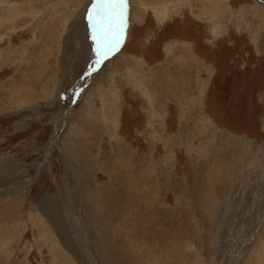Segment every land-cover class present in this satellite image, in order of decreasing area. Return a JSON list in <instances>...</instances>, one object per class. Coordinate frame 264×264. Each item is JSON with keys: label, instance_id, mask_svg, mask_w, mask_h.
<instances>
[{"label": "rangeland", "instance_id": "rangeland-1", "mask_svg": "<svg viewBox=\"0 0 264 264\" xmlns=\"http://www.w3.org/2000/svg\"><path fill=\"white\" fill-rule=\"evenodd\" d=\"M126 3L0 0V264H264V0Z\"/></svg>", "mask_w": 264, "mask_h": 264}, {"label": "bare ground", "instance_id": "bare-ground-1", "mask_svg": "<svg viewBox=\"0 0 264 264\" xmlns=\"http://www.w3.org/2000/svg\"><path fill=\"white\" fill-rule=\"evenodd\" d=\"M126 4H127V3H126ZM126 9H127V8H126ZM123 11H124V10H123ZM127 20H128V19H127L126 13H124V14H123L122 27H125V29H128V24L126 25V23H127L126 21H127ZM119 26H120V25H119ZM122 27H121V28H122ZM121 28H120V29H121ZM117 30H119V29H117ZM123 30H124V29H123ZM107 50H108V48L106 49V48L104 47V49H102V54H101V56H103V55L106 53ZM61 120H62V119H61ZM62 127H63V123H62L61 121L58 122V127H57V130H56L57 133L54 134V137H55V138H53L52 142L48 145V147H49L48 150H49V151H50V150H51V151L53 150L52 148H53V145H54V141H55L56 138L58 137L59 130H61ZM55 144H56V143H55ZM136 170H137V169H136ZM141 180H143V179H141ZM144 180H146V179H144ZM133 182H134V181H133ZM134 183H135V184H134ZM134 183H132L130 186L128 185L127 188L132 189L134 185H135L134 187H136V188H133V190L135 191V194H137V195L134 197V198H136L135 201H134V200H133V201H134V203L136 202V205H137V204H138L139 206L141 205L142 208H144V209H141V208H140V209H141V210H140V209L138 208L139 206L137 205V206H138V207H137V210H138V209L140 210V214H141L142 212H144V211H145V212H147V211H151L150 209H153L154 207H153V208L151 207L150 209H148V206H149V205H148L147 207H144V205L141 204V203L144 202V200H143V202L140 200V198L143 197V196L140 195L141 193H143L142 188H141V186L139 185L140 183H139V184H138L137 182H134ZM144 183H145V181H144ZM141 185H142V184H141ZM142 186H143V185H142ZM146 188H147V187H146ZM129 191H131V190H129ZM144 191H145V190H144ZM132 193H133V192H132ZM144 193H145V192H144ZM132 195L134 196V193H133ZM144 198H145V197H144ZM149 200H150V199H149ZM200 200H201V199H200ZM156 201H157V200H156ZM92 202H93V201H92ZM147 203H148V202H147ZM143 204H145V203H143ZM148 204H149V203H148ZM136 205H135V206H136ZM146 205H147V204H146ZM146 205H145V206H146ZM155 205H156V204H155ZM141 206H140V207H141ZM158 207H159V206H158ZM154 209H155V208H154ZM92 210H93V209H92ZM124 210H125V209H124ZM142 210H144V211H142ZM154 211H157V212H159V213H160V212L162 213V212H164V208H161V209H158V208H157V209H155ZM154 211H153V212H154ZM128 212H129V211H128ZM128 212H127V213H128ZM136 212H137V211H136ZM136 212H135V213H136ZM132 213H133V209H132ZM137 213H139V212H137ZM142 214H145V215H144L145 218H143V215H141V218L139 219V221H138L137 219L134 221V220H133L134 218H132V222H135V223L137 222V224L135 225L136 228L143 227V229H144V231H145V233H144V231H143V233L146 234V233H149V232H148V231H149V228H152V226H151L152 223L150 222V221H152V219H151V218L149 219V217L146 216V213H142ZM157 214H158V213H157ZM132 215H133V214H132ZM137 216H138V215H137ZM137 216H136V217H137ZM156 216H157V215H156ZM160 216H161V215H160ZM162 216H163V215H162ZM93 217H94V216H93ZM153 217H154V215H153ZM153 217H152V218H153ZM156 218H157V217H156ZM156 218H155V219H156ZM159 218H163V217H159ZM108 219H109V218H108ZM132 222H131V223H132ZM153 223H154V222H153ZM156 223H157V221H156ZM159 224H160V222H159ZM159 224H158V225H159ZM162 224H163V223H162ZM162 224H161V225H162ZM152 225H153V224H152ZM156 225H157V224H156ZM156 225H155V226H156ZM161 225H160V226H161ZM170 227H171V226H170ZM172 227H173V226H172ZM155 228H156V227H154V229H155ZM162 228H163V227H162ZM156 229L158 230L159 228H156ZM160 230H163V229H160ZM167 230H168V229H167ZM137 231H138V229H137ZM151 231H152V230H151ZM151 231H150V232H151ZM154 232H155V231H154ZM162 233H163V232H162ZM162 233H161V234H162ZM166 233H167V234H166V237H167L168 232H166ZM154 234H155V233H154ZM154 234H152V235L154 236ZM163 234H164V233H163ZM163 234H162V235H163ZM158 235H159V234H158ZM158 235H157V236H158ZM162 235H161V236H162ZM136 236H137V235H136ZM155 237H156V236H155ZM166 237H165V238H166ZM148 238H150V236H148ZM159 238H160V236H159ZM145 239H146V238H145ZM152 240H153V239H152ZM152 240H151V241H152ZM158 240H159V239H158ZM142 241H143V240H142ZM155 241H156V240H155ZM167 241H168V240H167ZM83 242H84V241H83ZM157 242H158V241H157ZM163 242H164V241H163ZM168 242H169V241H168ZM84 243H85V242H84ZM166 243H167V242H166ZM145 245H146V244H145ZM145 245H143V246H145ZM178 245H179V244H178ZM141 246H142V245H141ZM169 246H170V245H169ZM147 247H148V246H147ZM152 247H153V246H152ZM162 247H163V249L166 248V246H165V242H164V244L162 245ZM174 247H175V246H174ZM144 249H145V248H144ZM175 249H176V248H175ZM138 250H139V249H138ZM161 250H162V249H161ZM176 250H177V249H176ZM176 250H175V251H176ZM134 251H135V250H134ZM134 251H133V252H134ZM147 253H148V252H147ZM162 253H163V254L166 253V250H165V252H162ZM162 253H161V255H163ZM167 253H168V252H167ZM168 254H169V253H168ZM164 255H165V254H164ZM161 259L163 260V257H162ZM133 260H134V259H133ZM237 263H238V262H237Z\"/></svg>", "mask_w": 264, "mask_h": 264}, {"label": "snow or ice", "instance_id": "snow-or-ice-1", "mask_svg": "<svg viewBox=\"0 0 264 264\" xmlns=\"http://www.w3.org/2000/svg\"><path fill=\"white\" fill-rule=\"evenodd\" d=\"M126 3V0H97V5L99 6V9L101 12H98V15L103 14L106 12L107 14L111 15L112 19L115 20L117 18L121 21H123V5ZM119 9V11H117ZM96 11V9H94ZM91 20V17H90ZM97 29V34L100 37L101 40L104 39V29L102 25L96 24L95 25Z\"/></svg>", "mask_w": 264, "mask_h": 264}, {"label": "crops", "instance_id": "crops-1", "mask_svg": "<svg viewBox=\"0 0 264 264\" xmlns=\"http://www.w3.org/2000/svg\"><path fill=\"white\" fill-rule=\"evenodd\" d=\"M136 41V42H135ZM135 41H134V43L133 44H135V43H137L136 44V46H134V47H132V48H130L129 50H130V52L132 53V54H135V53H139L138 52V42L139 41H137V39L135 38ZM138 45V46H137ZM137 47V48H136ZM141 52H144V53H148V51L147 50H145V51H141ZM161 74H163V73H161ZM164 75V74H163ZM160 79H162L161 77H160ZM163 81V80H162ZM164 85L166 86V83L164 82Z\"/></svg>", "mask_w": 264, "mask_h": 264}, {"label": "water", "instance_id": "water-1", "mask_svg": "<svg viewBox=\"0 0 264 264\" xmlns=\"http://www.w3.org/2000/svg\"><path fill=\"white\" fill-rule=\"evenodd\" d=\"M110 26H109V23H106V28H109ZM106 30V29H105Z\"/></svg>", "mask_w": 264, "mask_h": 264}]
</instances>
